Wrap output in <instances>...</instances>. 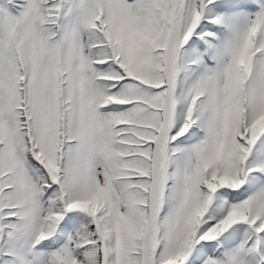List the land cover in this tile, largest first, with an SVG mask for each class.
<instances>
[{
  "label": "snow or ice",
  "instance_id": "1",
  "mask_svg": "<svg viewBox=\"0 0 264 264\" xmlns=\"http://www.w3.org/2000/svg\"><path fill=\"white\" fill-rule=\"evenodd\" d=\"M0 264H264V0H0Z\"/></svg>",
  "mask_w": 264,
  "mask_h": 264
}]
</instances>
